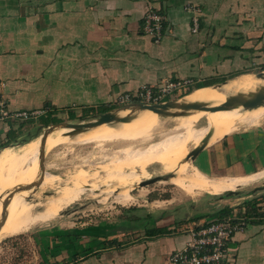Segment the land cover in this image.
Returning <instances> with one entry per match:
<instances>
[{
    "label": "crops",
    "instance_id": "1",
    "mask_svg": "<svg viewBox=\"0 0 264 264\" xmlns=\"http://www.w3.org/2000/svg\"><path fill=\"white\" fill-rule=\"evenodd\" d=\"M191 9L199 10L196 33ZM150 10L165 17L159 44L142 32ZM259 67L264 0H0V100L12 114L108 112L119 97L145 86L182 81L194 92ZM263 115L239 119L241 125L197 156V167L187 161L190 179L181 188L218 193L264 182V125L236 133ZM23 123L0 119V154L43 136L28 137ZM33 161L21 171L14 160L10 176H0V189L6 191L7 180H21L18 175L33 180ZM210 176L222 177L221 183L202 187ZM120 197L132 199L128 192ZM224 206L155 213L133 207L92 224L39 230L28 264H168L190 241V229L236 212ZM261 208L254 205L258 217L234 236L226 264H264Z\"/></svg>",
    "mask_w": 264,
    "mask_h": 264
},
{
    "label": "rangeland",
    "instance_id": "2",
    "mask_svg": "<svg viewBox=\"0 0 264 264\" xmlns=\"http://www.w3.org/2000/svg\"><path fill=\"white\" fill-rule=\"evenodd\" d=\"M262 71H264L263 67L249 70L248 72L254 74L243 75V78ZM191 91L193 89L188 87L181 94L170 96L169 101H182ZM124 107L118 105L115 108L116 113L122 114ZM106 110L105 108L82 109L78 112L53 113L52 115L41 112L29 119H17L24 122L25 130L29 128L31 136L28 137L45 134L47 138L45 142L43 136L27 144L20 142L17 147H13L14 149H6L0 154V176L5 178L10 176L9 169L14 160L17 159V170L20 168L21 171L28 166H33L34 157L37 160V174L33 180H28L26 174L18 175L17 177L20 176L21 180L19 178L14 181L7 180L4 188L7 193L0 189V264H28L32 248L35 246L32 235L36 231L52 230L56 227L75 228L83 223L92 224L95 219L111 218L119 215L117 211L127 208L138 209L139 207L153 213L176 212L182 209L194 212L195 209L203 207L211 206L217 209L219 205L220 207L233 205L235 207L233 209L236 210L234 213H239L251 204L261 205L264 209L263 181L242 186L236 191H219L218 193L194 191L195 193L190 194L187 190L171 183L170 180L175 175L164 171L158 163L147 165L145 171L148 176H142L140 170H142L141 160L144 155L152 149L168 145L186 151L188 149L185 159L190 166L197 167L195 162L188 160V155L196 148L195 142L202 132L197 131L193 134L185 133V130L179 134L168 132L175 127V119H177L176 122L187 121L194 110L185 112L171 110L172 113H180V117H167L166 129L169 130L165 133L166 135L158 132L147 139H125L106 134L105 131L110 124H103L71 136L74 139L75 136L89 135V138L74 140V142L67 140V133L71 131L70 124L93 122ZM263 110L264 106H261L248 113L237 109L236 113L251 116ZM208 115L234 118L229 112ZM261 117L263 118H260L261 122L257 125L244 126L236 133L262 127L264 115ZM235 120L234 128L243 123L239 119ZM119 124L121 123H111L112 126H119ZM61 136L66 137L64 141L60 140ZM218 144L219 142L213 145ZM16 173L18 174V171ZM156 177H160V180L149 186H140L141 182ZM219 178L222 177H207L208 184L202 187L208 188L209 184L219 185L221 183L217 180ZM9 182L11 186L7 185ZM261 187L263 189L260 190ZM22 189L23 193L17 197ZM124 192H128L132 199L127 202L121 201L120 196Z\"/></svg>",
    "mask_w": 264,
    "mask_h": 264
},
{
    "label": "bare ground",
    "instance_id": "3",
    "mask_svg": "<svg viewBox=\"0 0 264 264\" xmlns=\"http://www.w3.org/2000/svg\"><path fill=\"white\" fill-rule=\"evenodd\" d=\"M262 89H264V77L259 78L256 75H250L249 77L244 78L237 77L234 79H230L222 85H213L212 87L209 86L197 89L196 91L190 93L187 97L183 98L182 101H177V104H205L213 105L209 107H218L225 103V101L230 97H240L243 99H247L255 93L261 91ZM237 109L241 112L245 111V113L253 110H245L242 108V106H236L230 110H219L215 112L194 110L193 114L190 115L187 121L183 120V122H176L177 119H175V127H172L173 129H171L170 131H168V128L166 129L168 123L166 122L167 117L165 116L159 115L150 110H140L135 112L124 110L121 111L122 114H120L119 117H130V121L127 123H121L119 124V126H112L110 124L105 133L117 135L125 139H147L150 138L152 134L158 132L165 134L168 131L179 134L182 133L183 130H185V133L193 134L199 131L202 132V135L196 140V147H200L202 142L205 140H208V145H212L222 140L228 133L233 130L236 122L235 118L247 119L259 117L260 115L264 114L263 110L259 114L244 116L236 113ZM218 112H229L234 118L225 116L218 118L208 115ZM89 137V135H81L78 137L75 136V138L73 139L71 136H68L67 140L69 142H74V140L86 139ZM186 155L187 152L185 149H177L172 145L152 149L149 151V153H146L141 160L143 164L141 167L142 170H140V172L142 171L141 174L143 177L148 176L145 171V167H147V165L150 166L149 164L151 163H158L160 166H162L161 168L164 171H169L170 173H173L175 175V177L170 180L171 183L176 184L180 187H185V181L187 179H190V176L186 172L188 169V162L185 159ZM160 171L161 170H159V172ZM138 177L139 179H141L139 174ZM21 193H23V189L17 194V197L20 196Z\"/></svg>",
    "mask_w": 264,
    "mask_h": 264
},
{
    "label": "built area",
    "instance_id": "4",
    "mask_svg": "<svg viewBox=\"0 0 264 264\" xmlns=\"http://www.w3.org/2000/svg\"><path fill=\"white\" fill-rule=\"evenodd\" d=\"M193 11L194 32L198 31L199 18L198 11ZM165 17L150 10L143 23L142 32L153 38L159 44L162 38ZM189 87V84L182 81H167L157 87L145 86L134 93H127L118 99V105L128 106L134 103L147 105L162 104L169 101L173 94H181ZM39 113H15L8 111L5 103L0 100V119H21L32 118ZM244 217H239L237 213L233 216L218 218L208 223H204L190 229V241L179 251L173 252L169 256L168 264H226L232 259L230 244L239 231L247 225Z\"/></svg>",
    "mask_w": 264,
    "mask_h": 264
},
{
    "label": "water",
    "instance_id": "5",
    "mask_svg": "<svg viewBox=\"0 0 264 264\" xmlns=\"http://www.w3.org/2000/svg\"><path fill=\"white\" fill-rule=\"evenodd\" d=\"M256 76L259 78H263L264 71L257 73ZM236 106H242V108L245 110L255 109V108L264 106V89L255 93L254 95L250 96L247 99H243L240 97H230L225 101V103H223L222 105L218 107H209L208 105H205V104L204 105L202 104L178 105L177 101L170 100L162 104H154V105L134 103V104L125 106L123 110L131 109L133 112L140 111V110H150V111H153L154 113H157L165 117H169V116L175 117V116H179L180 113H172L171 110H179L181 112L191 111V110H205V111L215 112L219 110H230ZM129 121H130V117H119V114L116 113L115 110L108 111V112L100 114L98 118L93 122L70 124L69 128L71 129V131H69L67 135L74 136L76 134L84 132L85 130L93 129L103 124H111L114 122L127 123ZM43 137H44L43 139L45 142L47 135L45 136V134H43ZM207 142L208 140H205L202 142V145L200 147H196L195 149H193V151H191L190 154L188 155V160L191 159L192 161H194L197 158V156L208 146ZM159 180H160V177H156L154 179L143 181L140 183V186L141 187L149 186ZM261 189L263 188L261 187L260 190Z\"/></svg>",
    "mask_w": 264,
    "mask_h": 264
},
{
    "label": "trees",
    "instance_id": "6",
    "mask_svg": "<svg viewBox=\"0 0 264 264\" xmlns=\"http://www.w3.org/2000/svg\"><path fill=\"white\" fill-rule=\"evenodd\" d=\"M192 92V91H191ZM190 92V93H191ZM251 205V204H250ZM249 205V207L246 209V210H244L243 212H239V213H237V215L239 216V217H244V219L245 220H247V223L246 224H248L254 217H258V214H256L255 212H253V208H254V206L253 205H251L250 206ZM251 212V213H250ZM262 215H264V213L262 214ZM229 216H233V213H231V214H225L224 215V213L219 217L220 219L221 218H225V217H229ZM260 217V216H259ZM218 219V218H217Z\"/></svg>",
    "mask_w": 264,
    "mask_h": 264
}]
</instances>
